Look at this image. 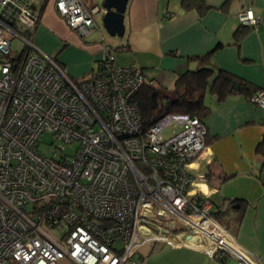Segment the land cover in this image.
Masks as SVG:
<instances>
[{"label":"built area","instance_id":"2783aa9c","mask_svg":"<svg viewBox=\"0 0 264 264\" xmlns=\"http://www.w3.org/2000/svg\"><path fill=\"white\" fill-rule=\"evenodd\" d=\"M51 1L77 35L100 29L103 0ZM238 19L259 23L250 9ZM38 22L27 0H0V264H136L152 243L261 264L194 187L203 123L165 115L145 127L134 97L153 82L138 66L118 67L105 47L93 73L71 79L33 45ZM250 102L264 109V89ZM44 134L55 144L47 156L38 150Z\"/></svg>","mask_w":264,"mask_h":264},{"label":"crops","instance_id":"0c3cea01","mask_svg":"<svg viewBox=\"0 0 264 264\" xmlns=\"http://www.w3.org/2000/svg\"><path fill=\"white\" fill-rule=\"evenodd\" d=\"M203 1L209 9L199 12L194 7L185 10L182 0H128L124 35L108 41L100 29L87 37L77 35L56 15L52 1L44 0L31 9L39 22L30 38L71 79L88 77L106 47L114 52L118 67L135 64L160 89L171 90L179 75L198 68L190 57L208 53L215 67L264 89V0ZM247 9L259 23L244 28L235 41L234 32L241 26L238 15ZM203 102L210 111L203 119L205 150L191 166L194 187L209 198L217 217L226 218L238 245L264 264V160L255 152L264 135V109L244 93L227 95L221 102L206 94ZM212 164L219 166L216 171L237 176L218 187L216 178L207 179ZM231 201L244 207L239 202L230 205ZM217 258L200 250L152 243L138 251L135 261L238 264L230 257L224 263Z\"/></svg>","mask_w":264,"mask_h":264},{"label":"trees","instance_id":"16d2710c","mask_svg":"<svg viewBox=\"0 0 264 264\" xmlns=\"http://www.w3.org/2000/svg\"><path fill=\"white\" fill-rule=\"evenodd\" d=\"M181 5L185 10L194 7L199 12H203L209 9L203 0H182ZM250 27L241 24L234 32V40L238 41L243 34L244 28L251 29ZM189 61L196 62L198 68L188 70L184 74L179 75L171 90H164L154 85L144 84L137 91L134 101L139 108L145 127L151 126L165 115H186L197 118L203 123V119L210 111L203 102L206 94L213 95L217 102H221L227 95L244 93L250 101L257 91L262 90L254 88L246 81L215 67L211 60V53L190 57ZM98 65L99 62L97 67ZM255 152L264 160V135L256 145ZM214 164L208 169L207 179L210 181L212 177L216 178L218 187L237 176L235 173H226L221 169L216 171L219 166L216 167ZM256 178L260 180L259 175ZM236 202H239V206H242L241 208L244 207V204H241L240 201H231L229 204H237ZM241 208L239 210L240 213H242ZM212 215L217 219L214 213ZM226 258L227 256H218L217 259L224 263Z\"/></svg>","mask_w":264,"mask_h":264},{"label":"rangeland","instance_id":"374dc122","mask_svg":"<svg viewBox=\"0 0 264 264\" xmlns=\"http://www.w3.org/2000/svg\"><path fill=\"white\" fill-rule=\"evenodd\" d=\"M28 3H29V7L31 9H34L35 7H37L38 5H40L44 0H27ZM101 2V1H99ZM49 5V3H48ZM95 21L97 22V25L99 26L100 28V32L103 34L104 38L106 40H112V39H116V38H112L110 37L106 31L103 29L102 27V18L101 16H97ZM10 40H11V51L14 52V51H19L21 48H22V42L20 39H18L17 37H13V36H9ZM171 130H175L174 128H170V129H167L165 132H164V137H167L169 134H170V131ZM57 144V143H56ZM53 146H55V144H52V139H51V136L49 134H44L42 135V138H41V143L38 147V150L42 153V154H45L46 156L49 155V150L53 148ZM76 149V144L74 145H71V146H67V145H64V153L67 154V155H72L74 153ZM216 221L218 222L219 225H221L223 228H225L230 234L233 235V232L231 230V227L230 225L227 224V221H226V218H224L223 216H218L216 217ZM63 233V230H58V231H55L52 233V235L54 237H58L60 236L61 234ZM135 260V258H134ZM136 263V261H135ZM59 264H62V263H59Z\"/></svg>","mask_w":264,"mask_h":264},{"label":"water","instance_id":"95a60500","mask_svg":"<svg viewBox=\"0 0 264 264\" xmlns=\"http://www.w3.org/2000/svg\"><path fill=\"white\" fill-rule=\"evenodd\" d=\"M128 0H103L105 14L102 17V27L112 38H122L124 35V14Z\"/></svg>","mask_w":264,"mask_h":264}]
</instances>
